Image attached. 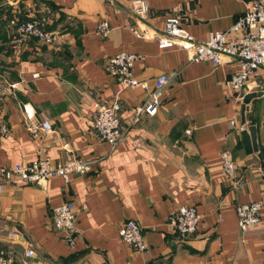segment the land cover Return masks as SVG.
Segmentation results:
<instances>
[{"label": "crops", "instance_id": "0c3cea01", "mask_svg": "<svg viewBox=\"0 0 264 264\" xmlns=\"http://www.w3.org/2000/svg\"><path fill=\"white\" fill-rule=\"evenodd\" d=\"M147 17L138 20L128 0H0V86L16 88L0 101V166L34 159L42 147L54 162L79 157L91 161L68 182L53 177L39 184L13 179L0 192V248L15 264H264V69L247 92H255L241 122V101L227 87L236 61L222 56L212 66L192 62L178 47L159 49L164 19L177 16L198 42L228 29L251 0H146ZM37 21L55 35L52 43L28 39L19 49L8 43L7 18ZM105 20L106 36L96 33ZM138 28L144 37H136ZM135 53L132 74L148 87L159 74L168 83L153 116L137 113L146 91L123 86L104 70L109 56ZM117 100L128 131L115 147L92 128L93 103ZM32 121H50L52 132L32 136ZM232 121L234 123H232ZM256 126L258 149L247 154L241 130ZM191 134H185V129ZM228 150L242 186L223 175L219 154ZM262 203L256 227L241 231L235 207ZM72 202L75 243L52 224V209ZM182 205L201 214L186 240L168 217ZM142 228L148 249L124 243L118 229L126 219ZM16 233L15 235L10 234ZM32 249L34 254L26 256Z\"/></svg>", "mask_w": 264, "mask_h": 264}, {"label": "built area", "instance_id": "2783aa9c", "mask_svg": "<svg viewBox=\"0 0 264 264\" xmlns=\"http://www.w3.org/2000/svg\"><path fill=\"white\" fill-rule=\"evenodd\" d=\"M130 12L138 19L144 20L149 12L146 0H128ZM8 43L12 49H19L28 39H36L40 43H52L55 35L44 29L35 20L20 19L16 15L7 18ZM107 21L101 20L96 25V33L106 36L109 32ZM136 37H144L138 28H131ZM157 47L167 49L178 47L187 52L192 62L210 63L217 66L221 57L227 56L236 61L237 69L228 78L227 87L230 95L237 101L250 89L251 84L260 77V70L264 69V0H251L245 12L224 31L210 33L206 40L198 42L189 34L180 23L177 16H168L164 19L161 33L156 36ZM138 55L130 52H119L107 58L105 68L107 74L119 79L123 86L141 88L146 91V100L137 113L153 116L158 110L163 96L165 85L168 83L166 74H159L153 87L149 88L146 81L135 78L131 70ZM16 83H4L0 86V101L9 95ZM92 128L97 136L110 147L117 146L127 134V127L120 122L118 111L120 103L117 100L93 103ZM26 129L32 136L40 133L52 132L49 120L32 121L31 115L26 113ZM232 123H234L232 121ZM185 134H191V129H185ZM9 134V127L0 121V135ZM91 161L74 157L63 162H54L47 154L46 147H42L38 155L27 162L12 166H0V192L13 179L26 184H39L46 179L59 177L68 182L74 173H84L90 167ZM219 163L223 175L234 187L242 186L243 178L236 176L235 163L228 150L219 154ZM238 227L241 231L256 227L261 220L262 203L249 201L239 203L235 207ZM53 227L64 234L65 242L72 248L75 243L76 210L72 202H62L52 209ZM201 220V214L194 205H182L169 217L168 221L174 233L180 240L192 236ZM15 235L16 233L11 232ZM121 240L133 250L144 252L148 249L142 228L135 219H126L118 229ZM34 251L28 249L26 256H32ZM0 264H15L12 253L7 248H0Z\"/></svg>", "mask_w": 264, "mask_h": 264}, {"label": "water", "instance_id": "95a60500", "mask_svg": "<svg viewBox=\"0 0 264 264\" xmlns=\"http://www.w3.org/2000/svg\"><path fill=\"white\" fill-rule=\"evenodd\" d=\"M255 97V92L246 93L241 101V122L245 123V113L249 110L250 101ZM241 143L247 154L256 152L258 149L256 126L254 124L247 125L241 130Z\"/></svg>", "mask_w": 264, "mask_h": 264}]
</instances>
